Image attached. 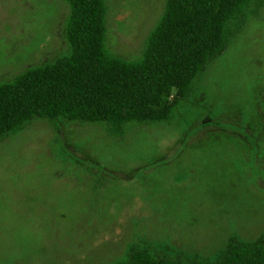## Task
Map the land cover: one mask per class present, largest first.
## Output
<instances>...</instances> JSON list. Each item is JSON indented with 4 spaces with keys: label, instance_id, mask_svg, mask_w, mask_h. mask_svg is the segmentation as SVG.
<instances>
[{
    "label": "rangeland",
    "instance_id": "rangeland-1",
    "mask_svg": "<svg viewBox=\"0 0 264 264\" xmlns=\"http://www.w3.org/2000/svg\"><path fill=\"white\" fill-rule=\"evenodd\" d=\"M105 1L108 47L136 57L164 0ZM67 12L0 0V79L61 51ZM263 231L264 2L170 122L35 118L0 140V264H112L139 238L201 259Z\"/></svg>",
    "mask_w": 264,
    "mask_h": 264
},
{
    "label": "trees",
    "instance_id": "trees-1",
    "mask_svg": "<svg viewBox=\"0 0 264 264\" xmlns=\"http://www.w3.org/2000/svg\"><path fill=\"white\" fill-rule=\"evenodd\" d=\"M64 1L65 47L0 79V140L35 118L99 122L115 137L130 123L170 122L264 2L164 0L139 54L128 58L107 45L105 0ZM112 264H264V231L251 239L230 234L215 254L201 259L139 238Z\"/></svg>",
    "mask_w": 264,
    "mask_h": 264
}]
</instances>
